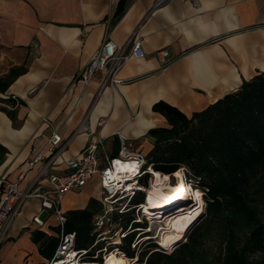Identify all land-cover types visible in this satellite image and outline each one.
<instances>
[{"label":"crops","instance_id":"crops-1","mask_svg":"<svg viewBox=\"0 0 264 264\" xmlns=\"http://www.w3.org/2000/svg\"><path fill=\"white\" fill-rule=\"evenodd\" d=\"M155 2L0 0V77L27 68L0 93L25 102L17 108L15 123L0 111V145L7 150L0 177L18 179L27 161L46 146L51 128L44 117L69 141L63 160L79 155L92 134L111 141L113 156L120 149L119 135L134 150L150 152V129L168 126L165 116L153 110L155 103L165 101L190 116L264 71V0H168L158 7ZM134 34L142 39L146 55L125 64L120 84L102 88L105 71L87 86L76 81L106 35L124 45ZM161 49L169 52L166 66L156 57ZM138 140L143 142L136 144ZM92 181L100 187L98 178ZM81 195V205L73 206ZM91 198L100 195L68 193L62 207L66 212L84 209ZM25 206L9 232V245L0 248V256L5 255L0 264H8L12 251L15 264L45 260L31 234H51L57 218L43 212L41 217L48 216L40 228L33 222L41 212L39 200L30 199Z\"/></svg>","mask_w":264,"mask_h":264},{"label":"trees","instance_id":"trees-1","mask_svg":"<svg viewBox=\"0 0 264 264\" xmlns=\"http://www.w3.org/2000/svg\"><path fill=\"white\" fill-rule=\"evenodd\" d=\"M26 71L23 66L13 68L0 77V93L4 94ZM23 104L19 98L0 97V111L14 123L17 108ZM153 110L165 116L168 126L148 132L154 147L147 159L153 170L163 174L184 169L187 180L203 189L206 217L189 239L171 253L153 251V243L136 253L131 247L135 231L123 238L121 252L127 258H135L137 254V263L143 264H200L211 251L204 249V238L214 234L225 245V254L222 257L216 254V263L255 264L249 257L264 253V71L243 80L238 90L190 116L162 100L154 104ZM6 152L0 145V164ZM144 198L143 193H137L131 207L143 203ZM101 209L99 200L91 198L84 209L66 212L65 231L75 233L76 248L94 245L98 233L93 232V218ZM116 214L114 221L124 229L134 220L124 213ZM140 223L133 222L134 228L142 227ZM31 240L48 262L59 244L60 228L52 227L51 234L34 230ZM101 248L98 242L90 257ZM95 261L102 262V259ZM259 264H264V258Z\"/></svg>","mask_w":264,"mask_h":264},{"label":"built area","instance_id":"built-area-1","mask_svg":"<svg viewBox=\"0 0 264 264\" xmlns=\"http://www.w3.org/2000/svg\"><path fill=\"white\" fill-rule=\"evenodd\" d=\"M166 1L168 0H156L154 5L158 7ZM145 55L142 39L137 34L132 35L124 45H119L106 35L88 64L79 72L76 81L87 86L97 72L105 71L106 76L101 87H116L122 82L118 74L125 64L132 58H143ZM156 57L162 66L170 63L167 49L158 50ZM42 119L51 128V135L46 146L27 161V166L20 172L18 179L10 180L5 176L0 177V248L8 239L9 232L21 214L25 203L30 199H38L41 212L33 217V222L43 228L45 221L41 214L48 211L56 216L57 226L60 228V241L53 258L47 262L48 264H69L67 262L69 259H74L73 262L77 261L82 264H93L97 257H90V252L106 233L102 231L103 228L111 225L109 221L113 216H109V213L112 211L123 214L132 209H137L138 212L142 210V218H134L126 229L112 227L108 231V233L118 235L119 241L135 231L136 235L131 247L136 253L150 243L155 245L153 251L171 253L175 250L176 242L163 245L162 239L153 238L150 234L151 230L148 228H134L133 226V222L147 219V215L150 218H159L158 215L163 214L146 210L148 195L153 191L155 181L149 174L153 165L149 163L147 155L143 151L134 150L128 139L119 135L120 149L118 154L113 156L106 150L104 139L97 134H92L87 146L79 155L63 160L62 154L67 150L69 141L62 137L59 129L49 118ZM102 124L103 121H100L99 125ZM60 166L64 168L58 170ZM182 171L186 177L185 170L182 169ZM30 172H34L33 176L26 182V186L21 187ZM94 178L99 179V201L102 206L101 211L93 218V232L98 233V238L93 246L78 249L75 246V233L65 231L67 217L62 202L68 193L80 192ZM185 180L190 190L194 189V185L189 180ZM178 185L177 183L171 187ZM139 192L145 195L144 202L134 206L135 208L131 207L132 199ZM192 203L194 202L192 201ZM205 206L206 203H204ZM110 243L104 247V250L108 251L109 248L110 252H116L117 244ZM136 257L138 259L137 255ZM88 258H93V260H86Z\"/></svg>","mask_w":264,"mask_h":264},{"label":"bare ground","instance_id":"bare-ground-1","mask_svg":"<svg viewBox=\"0 0 264 264\" xmlns=\"http://www.w3.org/2000/svg\"><path fill=\"white\" fill-rule=\"evenodd\" d=\"M151 173H153L155 183L153 184V191L148 195L146 210L147 212L152 210L156 211V213H163L162 215H158L159 219L157 218L152 221L151 224L158 223L162 226L163 245H168L170 242L178 243L185 238L194 223L201 217L203 213L202 207L205 201L200 191H195L194 189H191L192 191L190 190L185 180L187 176H183L182 170H178L173 174L174 177L178 178L179 185L177 187H171L168 184L167 181L169 176L167 174L155 171L153 168ZM188 201H195L194 204H197V206L193 204V206L186 207L189 205V203H187ZM72 205L80 206L81 203L80 201H74ZM178 206L181 207L179 210L172 211ZM183 207L185 208L183 209ZM116 240H119V238ZM73 261L75 260H67L69 264H82L81 262ZM136 261V259L131 260L123 254L111 252L105 256L103 263L94 262L93 264H131V262L135 264Z\"/></svg>","mask_w":264,"mask_h":264},{"label":"rangeland","instance_id":"rangeland-1","mask_svg":"<svg viewBox=\"0 0 264 264\" xmlns=\"http://www.w3.org/2000/svg\"><path fill=\"white\" fill-rule=\"evenodd\" d=\"M143 142V140H138V142H136V144H139V143H142ZM104 145H105V147L108 149V151H109V153L112 155V153H113V150H112V148H111V141L110 140H106L105 139V141H104ZM145 154L146 155H148L149 154V152H145ZM66 160V159H65ZM182 170V169H181ZM162 173V172H161ZM150 174V173H149ZM151 175H152V179L154 180L155 178H154V176H153V173H151ZM167 175H169V174H167ZM184 176V175H183ZM151 179V178H150ZM151 179V180H152ZM149 182V181H148ZM168 184L170 185V186H172V185H177V183H178V178L177 177H174L173 176V174H170V177H169V179H168ZM195 184H197V182H195ZM194 190L195 191H200V193L203 195V193H202V191H203V189L202 188H200L198 185H196V187H194ZM82 193H87V194H91V195H93L94 197H97V196H99L100 195V187H99V184L97 183V181H90L86 186H84L83 187V189H82ZM82 195L81 196H79V197H77V198H75V200L74 201H79V200H82ZM73 201V202H74ZM195 202V201H194ZM187 203H189V205H185L186 207H188V206H193V204L194 203H192V201H188ZM194 205H196L197 206V204H194ZM206 207V206H205ZM204 207V205H203V207H202V209H203V213H202V215H201V217L194 223V225L191 227V229L188 231V233L186 234V236H185V238L183 239V240H181L180 242H176L177 243V246L176 247H178L179 245H181V244H183V243H185L188 239H189V237L191 236V234H192V231L194 230V228L197 226V225H199L200 223H203V220L205 219V217H206V208ZM181 207H175L172 211H174V210H179ZM185 207H183V209H184ZM28 209V207H23V209H22V211L21 212H24L25 210H27ZM172 211H170V212H172ZM114 212V213H113ZM130 212H132V213H130ZM130 212H126V213H124L125 214V216H132V218L134 217V218H136V219H138V217L140 218H142V210L141 211H139L138 212V210L137 209H133L132 211H130ZM112 214V215H111ZM115 214V215H114ZM123 214V215H124ZM162 215V214H161ZM47 216H48V213H45L44 215H43V219H46L47 218ZM109 216H117V214H116V212L115 211H112V212H110L109 213ZM118 216H122V215H118ZM148 217H147V219H142L140 222V226H142V227H145V228H148L149 230H151L150 231V234H151V236H153V238H156V240H161L162 239V235H163V231H161V225H159L158 223H153V225L151 224V222L152 221H154V220H156L157 218H150L149 217V215H147ZM111 218V220L109 221V224H111V225H107V226H105L104 228H103V230L102 231H104V232H106L105 234H104V236H103V238H102V240H100V244H102V248L100 249V250H98V251H96L94 254V256H96L97 258H101L102 259V262L101 263H103L104 262V259H105V256L107 255V254H109V253H111L110 251V249L108 248V251H105L104 250V247L105 246H107V244L108 243H110V242H112L113 244L114 243H118L117 244V251H116V253L117 254H123V255H125L124 253H122L121 252V250H120V248H119V246L121 245V243H122V240L123 239H121V241H119V240H116V239H118V235H114V234H111V233H108V231H109V229L110 228H112V227H117L118 229L121 227L120 226V224L119 223H116L115 221H114V218ZM20 218V215H19V217L17 218V220ZM122 219V218H121ZM120 219V220H121ZM159 219V218H158ZM17 220H16V222H17ZM16 222H15V224H16ZM56 223V220H55V218H51L50 219V223ZM153 226V227H152ZM160 227V228H159ZM160 229V230H159ZM95 233V232H94ZM102 234V233H101ZM98 237V236H97ZM7 243H10V241H5L4 243H3V245H2V248L7 244ZM9 244H7V246H8ZM110 247V246H109ZM115 248V247H114ZM204 249L206 250V249H208V250H211L210 251V254H208V256H206L203 260H200L199 262H200V264H218V263H216L217 261L215 260V258L217 257V255L216 254H221V257L225 254V245H224V243H223V241H222V239H221V237L220 236H217V235H214V234H212L211 236H206L205 238H204ZM208 250H206L207 252H209ZM13 252V251H12ZM9 253L8 255H9V262H8V264H15L16 263V257H15V252H13V253ZM137 255V254H136ZM3 256H5V255H3L2 253H1V258H4ZM263 258H264V253L263 252H258V253H256V254H253V255H251L250 257H249V260L251 261V262H253V263H255V264H259V263H261V261L263 260ZM131 259V258H130ZM134 259H136L137 260V257L136 258H134ZM86 260H90L89 258L88 259H86ZM132 260V259H131ZM44 262L46 263V264H48L47 263V261L46 260H44ZM95 262V261H94ZM96 262H100V261H96ZM24 264H29V262H24ZM131 264H133L132 262H131ZM135 264H143V263H137V261L135 262Z\"/></svg>","mask_w":264,"mask_h":264},{"label":"clouds","instance_id":"clouds-1","mask_svg":"<svg viewBox=\"0 0 264 264\" xmlns=\"http://www.w3.org/2000/svg\"><path fill=\"white\" fill-rule=\"evenodd\" d=\"M173 174H174V173H173ZM150 176H152L151 173H150ZM168 176L170 177V174H169Z\"/></svg>","mask_w":264,"mask_h":264}]
</instances>
